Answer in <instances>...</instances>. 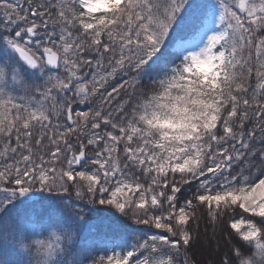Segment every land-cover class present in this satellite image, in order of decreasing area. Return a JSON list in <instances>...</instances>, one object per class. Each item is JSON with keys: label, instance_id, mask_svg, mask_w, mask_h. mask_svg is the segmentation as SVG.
Returning a JSON list of instances; mask_svg holds the SVG:
<instances>
[{"label": "snow or ice", "instance_id": "obj_1", "mask_svg": "<svg viewBox=\"0 0 264 264\" xmlns=\"http://www.w3.org/2000/svg\"><path fill=\"white\" fill-rule=\"evenodd\" d=\"M201 222L264 264V0H0V264H198Z\"/></svg>", "mask_w": 264, "mask_h": 264}, {"label": "trees", "instance_id": "obj_2", "mask_svg": "<svg viewBox=\"0 0 264 264\" xmlns=\"http://www.w3.org/2000/svg\"><path fill=\"white\" fill-rule=\"evenodd\" d=\"M254 83V81H253ZM44 196H47V193L42 194ZM46 203V202H45ZM86 218L92 222V223H98L100 218L105 215L103 210H92L85 209ZM247 215V214H245ZM235 218H240L239 214L235 216ZM193 228H195V225H193ZM225 232L232 231L229 228L224 229ZM200 232V239L197 240L191 249L195 259L197 260L198 264H210L212 260L218 259L219 257L216 255V241L213 240L211 243H208L207 238L204 235L205 232V226L204 223L201 222V226L199 229ZM209 236L211 235V226L208 228ZM218 235H219V229H218ZM233 240H236V236H232ZM221 244V251L224 250V240H220Z\"/></svg>", "mask_w": 264, "mask_h": 264}, {"label": "rangeland", "instance_id": "obj_3", "mask_svg": "<svg viewBox=\"0 0 264 264\" xmlns=\"http://www.w3.org/2000/svg\"><path fill=\"white\" fill-rule=\"evenodd\" d=\"M36 195L39 196V195H41V194L37 193ZM86 209H88V208H86ZM237 219H238V218H237Z\"/></svg>", "mask_w": 264, "mask_h": 264}]
</instances>
